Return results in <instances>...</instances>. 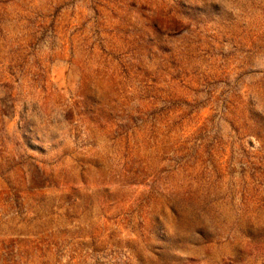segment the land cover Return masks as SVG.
Masks as SVG:
<instances>
[{
    "label": "rangeland",
    "instance_id": "374dc122",
    "mask_svg": "<svg viewBox=\"0 0 264 264\" xmlns=\"http://www.w3.org/2000/svg\"><path fill=\"white\" fill-rule=\"evenodd\" d=\"M0 264H264V0H0Z\"/></svg>",
    "mask_w": 264,
    "mask_h": 264
}]
</instances>
